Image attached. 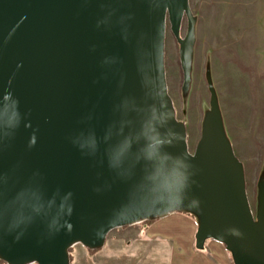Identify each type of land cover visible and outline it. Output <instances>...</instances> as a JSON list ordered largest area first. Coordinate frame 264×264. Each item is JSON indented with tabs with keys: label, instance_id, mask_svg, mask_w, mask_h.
I'll return each instance as SVG.
<instances>
[{
	"label": "water",
	"instance_id": "obj_1",
	"mask_svg": "<svg viewBox=\"0 0 264 264\" xmlns=\"http://www.w3.org/2000/svg\"><path fill=\"white\" fill-rule=\"evenodd\" d=\"M184 17L187 85L189 0H0V262L69 264L77 243L193 209L196 249L264 264L262 193L255 221L216 105L193 154L174 115L165 21L176 35Z\"/></svg>",
	"mask_w": 264,
	"mask_h": 264
},
{
	"label": "rangeland",
	"instance_id": "obj_2",
	"mask_svg": "<svg viewBox=\"0 0 264 264\" xmlns=\"http://www.w3.org/2000/svg\"><path fill=\"white\" fill-rule=\"evenodd\" d=\"M189 7L195 32L187 85L179 59L187 19L176 35L165 21L164 73L174 115L193 154L216 105L224 136L242 166L248 205L257 221L261 193L264 204V0H189ZM170 213L153 218L146 228L142 221L116 228L98 248L71 246L69 264H234L232 256L225 262L215 249L213 259L187 257L182 251L188 242L194 245L195 237L179 213L196 222L199 214L193 209Z\"/></svg>",
	"mask_w": 264,
	"mask_h": 264
},
{
	"label": "crops",
	"instance_id": "obj_3",
	"mask_svg": "<svg viewBox=\"0 0 264 264\" xmlns=\"http://www.w3.org/2000/svg\"><path fill=\"white\" fill-rule=\"evenodd\" d=\"M175 214V213H172ZM178 214V213H176ZM167 215H171V213L167 214ZM179 216H182L183 218L186 219L187 224H188V228L193 229L194 232V237H195V233L197 231L198 228V222H196V220L192 217H189L188 215L184 214V213H179ZM181 218V217H180ZM161 219V218H160ZM190 236L188 235V240L190 241ZM195 239V238H194ZM190 242H188V244H186L187 246L184 248V250L182 251V253L188 255L187 257H190L193 259V257L198 258V259H202V258H208V259H213V251L214 249L217 250L219 252V254L221 255L222 258H224L225 262H229L230 258H231V253L228 252L225 248V246L215 240L210 239L209 241H207L204 245L205 247L203 248L204 251H197L195 249V242L194 245L191 246V244L189 245Z\"/></svg>",
	"mask_w": 264,
	"mask_h": 264
},
{
	"label": "trees",
	"instance_id": "obj_4",
	"mask_svg": "<svg viewBox=\"0 0 264 264\" xmlns=\"http://www.w3.org/2000/svg\"><path fill=\"white\" fill-rule=\"evenodd\" d=\"M154 221V219H152V220H146V221H144V224H145V228H146V224H149V223H151V222H153ZM196 249V248H195ZM196 250H198V249H196ZM0 264H5V263H3V262H0Z\"/></svg>",
	"mask_w": 264,
	"mask_h": 264
}]
</instances>
